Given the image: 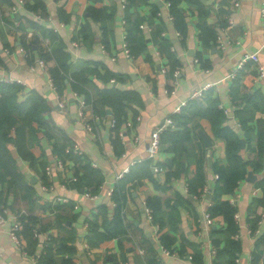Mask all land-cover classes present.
I'll return each instance as SVG.
<instances>
[{"label": "crops", "instance_id": "crops-1", "mask_svg": "<svg viewBox=\"0 0 264 264\" xmlns=\"http://www.w3.org/2000/svg\"><path fill=\"white\" fill-rule=\"evenodd\" d=\"M167 1L0 0L4 13L0 16V78L12 81L0 83L20 85L18 102L30 93L43 98L48 105L43 114L52 119L59 136L82 150L75 156L86 159L90 172L86 171L89 184L84 185L94 193L84 196L83 186L72 179L80 165L76 160L61 159L64 167H56V158H60L53 148L56 137L38 134L39 140L29 147L36 158L33 161L20 157L12 145L18 170L32 196L14 188L4 191L0 264H37L31 255L46 236L61 239L70 233L74 236L72 264H214L212 231L224 229L226 223L221 215H211L208 222L204 214L214 202L218 173L213 166L229 163L226 139L209 119L194 115L187 124L189 152L176 153L165 140L154 158L148 154L153 130L167 117L179 114L174 113L175 108L185 101L182 110L191 91L206 84L209 87L198 100L203 107L217 102L225 117L221 126L238 138V154L246 164V173L235 190L220 196L227 201L235 199L234 238L240 246L235 264H264V76H258L252 60L238 68L245 53L256 52L257 63L264 69L262 1L178 0L175 14ZM233 1L239 5L234 7ZM202 23L216 31L214 38L205 36V43L200 38ZM131 38L130 47L137 54L126 56L124 41ZM38 59L45 61L44 67ZM58 62L68 74L62 83L54 80L63 107L58 106L49 84ZM84 69L90 70V98H85L90 104L84 119L92 123L93 132L78 116L74 97L72 74ZM230 73L234 75L228 76ZM111 89L127 95L117 131L110 125L116 120L112 107L104 103V112L95 114L91 104L99 91ZM144 163L148 171L143 169ZM47 165L51 167L49 175L45 174ZM155 165L163 171H156ZM124 169H128L124 175L130 170L137 173L114 198L108 191L127 176L115 179ZM172 171L177 174L171 175ZM197 171L203 174L202 183L195 181ZM78 174H84L83 169L78 168ZM57 197L67 200L61 202ZM152 200L157 202V210L152 208ZM145 206L153 210L151 220ZM21 215L36 219L38 233L31 238L20 234L18 244L9 232L15 217ZM116 217L122 220L121 231L115 228L111 237L90 241L91 223L98 231L112 230ZM162 246L170 254L162 253Z\"/></svg>", "mask_w": 264, "mask_h": 264}, {"label": "trees", "instance_id": "trees-1", "mask_svg": "<svg viewBox=\"0 0 264 264\" xmlns=\"http://www.w3.org/2000/svg\"><path fill=\"white\" fill-rule=\"evenodd\" d=\"M178 2V0H170L173 14L179 11L177 9ZM200 27V38L204 43L206 35L210 38H214L216 32L214 28L210 27L207 23H202ZM131 40H133V38L127 40L129 51L130 54L132 52L133 55H136L135 49L130 47ZM58 63L59 68L55 70L52 80L53 82L56 80V83H62L65 78H68L67 68L63 63ZM89 72V69H84L72 74L74 90L82 93L87 99L90 98V90H88L90 82L87 77V73ZM19 90L20 85L17 83H0V185L2 186L0 190V204H6L3 194L4 191L7 192L11 188L21 190L24 196H32L31 189L18 170L16 157L12 154L11 146L13 145L15 147L20 157L33 161L36 158L29 147L36 144L39 140V133L46 135L48 138L56 137V141H54L53 144L54 151L58 153V156L62 160L67 157L76 160V163L80 164L78 168L84 171V174L79 175L77 168L78 183H80L81 187L84 186V184H89L86 171H88V173L90 171L88 170L86 159H81L65 151V148L72 144V142L59 136L52 119L43 114L44 111L48 109L46 102L37 93H30L25 100L18 102L17 93ZM123 99H127L126 94H121L116 89H111L105 92L99 91L98 98L91 101L95 114H102L104 112V108L102 107L104 103H108V105L112 107L117 121L116 127L114 128L115 131L118 130L117 126L124 114L123 107L125 104L122 102ZM194 115H201L209 119L214 130H216L217 133H222L223 135L221 136L224 137L227 142L228 165L222 166L214 164L213 166L214 171L218 173V179L213 187L214 202L209 208V212L213 216L221 215L226 223L224 229H214L212 231V243L216 246L214 264H235V259L240 249L238 240L234 238V234L237 231V224L234 218L235 206L231 205L227 200L220 199V196L222 194L232 193L235 190L239 180L242 179L246 173V164L242 162L238 154V138L234 136V132L228 127L221 126L225 117L222 111L218 109L217 102L212 101L207 107H203L198 99H190L179 114L171 116L176 126L172 129L168 128L164 130L161 133L160 141L163 144L165 140H168L171 143V149L176 153L181 150L189 152L190 149L187 145L190 143V131L187 124ZM179 126H181V129L176 130ZM259 148L261 151L262 142ZM43 162L40 161L41 164ZM143 167L144 170L148 171L146 163H144ZM133 172V170H130L128 175L126 174L127 176L124 175L126 176L124 180L117 188H114L112 193L114 198L117 194L123 193L122 189L125 187V182L133 179V175L137 173ZM176 174L177 173L174 171L171 172V175ZM202 176L203 174H201V171H197L195 181H200V183H202ZM191 186L190 188L193 190V182ZM151 203L152 208L154 207V209L157 210V202L152 200ZM19 219L22 223L20 234H23L25 238H31L36 219L32 216L25 215H21ZM121 221L120 218L116 217L114 219V229L104 228L103 231H98L97 225L91 223L88 231L90 241L91 238H93L97 240V243L100 240L107 239L114 235L116 230L121 231ZM73 239L74 236L71 233L66 238L61 239L50 237L46 253L42 256L40 262L42 264H72L71 256L74 252V246L72 245Z\"/></svg>", "mask_w": 264, "mask_h": 264}, {"label": "built area", "instance_id": "built-area-1", "mask_svg": "<svg viewBox=\"0 0 264 264\" xmlns=\"http://www.w3.org/2000/svg\"><path fill=\"white\" fill-rule=\"evenodd\" d=\"M21 2H23V0H19ZM262 1V8H261V13H262V19L264 21V0H261ZM215 3V2H214ZM233 4H234V7H237L239 5V3L237 1H233ZM167 5L169 6L170 5V2L167 1ZM219 6V3L218 1L215 3V7H218ZM12 9L14 10L15 9V6H12ZM3 12L0 11V16H3ZM158 14H160L158 12ZM170 19H172V16L169 17ZM228 21L232 22L231 18L228 17L227 18ZM221 45V44H220ZM124 51L126 53V56H130V51H129V46H128V43H127V40L124 41ZM18 49L23 52L25 55L28 54L27 50L22 47V46H19ZM248 60H252L253 62L256 63L257 65V73H258V76H264V69L262 66L258 65V56H257V53L254 52V53H245L241 59V61L239 62L238 64V68H241L244 63ZM38 62L39 64L44 67L45 66V61L43 59H38ZM178 74V70L175 69L174 70V75L176 76ZM234 75V73H230L228 76L232 77ZM0 80L2 81H5V82H12L11 79H4V78H0ZM17 82V81H16ZM49 84L51 86V88L53 89L54 93H55V96L56 98L58 99L57 100V104L59 107H63L64 105V100L61 96V94L57 91V88H56V85L54 84L53 80H52V77H49ZM209 87L208 84L206 85H202V86H199L195 89H193L189 95V99H199V98H202L204 96V92L206 91V89ZM74 97L76 98L77 100V104H78V116L80 117L81 121H84V124H85V127L86 129L89 131V132H93V125L92 123L86 121L84 119L85 115H86V108L89 106V102L85 99L84 95L82 93H79L77 91H74ZM186 104L185 101L181 102V104L175 108V112L174 113H179L181 111V107L184 106ZM224 113H225V116L227 115V110L225 109L224 110ZM128 125H131V122H128L127 123ZM111 127L112 128H115L116 127V120L113 118L111 120V123H110ZM176 126L173 118L171 116L167 117L164 122L159 125L157 128H155L151 134V137H150V140L148 142V154H149V158L152 159L154 158L158 153H159V150H160V145H161V141H160V136H161V133L166 130V129H172ZM118 135H122V131L119 130L118 131ZM65 151L67 153H72L74 155H80L82 154V150L80 149V147L76 144V143H72L70 145H68L66 148H65ZM56 167L58 169H62L64 167V163L63 161L60 159V158H56ZM154 169L156 171H163V167L162 166H159V165H155L154 166ZM128 169H124L123 172L119 173L116 175L115 179L116 181L121 179L123 177V175L125 173H127ZM51 173V167L50 165H47L45 167V174L46 175H49ZM218 175H216L217 177ZM73 180H76L77 179V176H73L72 177ZM99 187L101 185H98ZM114 187L111 188L110 191H108V194H112L113 193V189ZM205 191V189H204ZM82 194L84 196H87V197H92L94 195L93 192L90 191L89 188H87L85 185L83 186V191H82ZM56 200L58 201H61V202H64L66 201L67 199L65 197H57ZM229 203L233 206H235V199L234 198H231L229 200ZM78 204H74V207H77ZM145 212H146V216L149 220L152 219V208H150L149 206H145ZM236 212L234 213V218H236ZM204 217L206 218V221L210 222L211 221V214L209 212L205 213L204 214ZM22 228V223H21V220L19 219V216H16L14 221L12 222V225H11V228H10V237L11 239L13 240V242L15 243H21V237H20V230ZM38 233V228L37 227H34L33 228V235L36 236V234ZM235 237L237 236V233H235L234 235ZM49 239L50 237L49 236H46L45 238V241L41 244L40 248H38L32 255H31V259L34 260V262H36L37 264H42L40 262V259L42 258V256L46 253V248L48 246V243H49ZM140 252H143V249H139ZM162 253L164 254H170V251L165 249L163 246H162V249H161ZM237 259H235L236 261Z\"/></svg>", "mask_w": 264, "mask_h": 264}, {"label": "water", "instance_id": "water-1", "mask_svg": "<svg viewBox=\"0 0 264 264\" xmlns=\"http://www.w3.org/2000/svg\"><path fill=\"white\" fill-rule=\"evenodd\" d=\"M202 137L205 139V142L209 145L210 141L208 139H206V136L203 135ZM248 176L251 177V179L249 178L250 180L254 179V175L251 171L248 172Z\"/></svg>", "mask_w": 264, "mask_h": 264}]
</instances>
